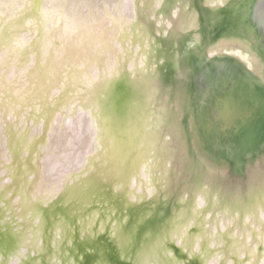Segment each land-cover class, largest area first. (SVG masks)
<instances>
[{"label":"bare ground","instance_id":"bare-ground-1","mask_svg":"<svg viewBox=\"0 0 264 264\" xmlns=\"http://www.w3.org/2000/svg\"><path fill=\"white\" fill-rule=\"evenodd\" d=\"M184 1L0 0V264H264V105L210 125L183 54L209 43L252 92L264 63L212 53L217 8Z\"/></svg>","mask_w":264,"mask_h":264},{"label":"flooded vegetation","instance_id":"flooded-vegetation-1","mask_svg":"<svg viewBox=\"0 0 264 264\" xmlns=\"http://www.w3.org/2000/svg\"><path fill=\"white\" fill-rule=\"evenodd\" d=\"M186 1V2H185ZM183 3L188 4L187 7L183 8V11H189L188 8L190 7V9H192L193 5H191V0H185ZM227 1L230 0H208V5L217 8L216 10H218L216 12V15L214 18V21H221L220 23L217 22L218 26H219V32H218V39L217 41L214 43V45H212V53L219 54V55H232V56H237L239 58H242V60L246 63V65L251 69V71H253L255 74L260 75V73H262L263 71H261L260 69L261 66L263 64H260L259 62L264 63L263 59L264 58V52L260 53L258 51H255L254 49V45L256 47H258V45H260L259 43H261V39L259 40V38H261V33H260V28L262 26H260L258 23L261 21L262 18V14L264 15V12L261 11V13L259 11H255L254 13L252 12L249 16H248V22H244V20H242V14L243 12L247 9L246 4H244L245 6H242L243 4L235 2L236 0H231V2L228 4H232L234 3V7L231 6L229 9H227V7H229L228 5H226L224 7V5L227 3ZM244 2V1H243ZM242 2V3H243ZM247 2V1H246ZM191 5V6H190ZM225 11H229L230 13L227 15ZM223 12H225V14L223 15ZM220 14V15H219ZM219 15V16H218ZM193 16V15H192ZM198 17V26H199V16ZM196 17V18H197ZM193 19V17H192ZM254 20V23L251 24V21ZM258 21V22H257ZM194 23V24H197ZM261 23V22H260ZM251 25H254L255 27L258 28V34L257 32H255V35H253L252 33L249 32V30H252ZM260 51V48H259ZM255 52V53H254ZM249 64V65H248ZM245 65V64H244ZM264 68V67H263ZM260 72V73H259ZM174 109V108H173ZM174 111V110H172ZM175 114V111H174ZM179 115V114H178ZM180 118V117H179ZM178 138V137H177ZM185 138V136H184ZM185 140V139H184ZM177 141H179V138L177 139ZM188 144V142H187ZM189 145V144H188ZM195 151V149H193L191 152L193 158H200L201 160H203V158H205L203 160L205 165H212V166H216L218 167L219 164L215 165L216 163L213 164V162H210L208 159H206L205 156L200 155V153L197 152H193ZM199 160V161H201ZM194 162V161H192ZM195 163V162H194ZM231 175H229V177H232V179H240L239 176H235L232 174V172L230 173ZM210 219L209 221H207L206 219H200L199 221H196L198 224V228L201 226H205V235L206 237H211L212 243L215 242L214 244L216 245V240L214 237L218 236L221 238V233H228V226L226 224H221L222 222H220L219 227L224 226L225 230H221L222 228L220 227V234H218V222H212L213 219H215V216L213 215H209L208 216ZM203 220V222H201ZM223 235V234H222Z\"/></svg>","mask_w":264,"mask_h":264},{"label":"water","instance_id":"water-1","mask_svg":"<svg viewBox=\"0 0 264 264\" xmlns=\"http://www.w3.org/2000/svg\"><path fill=\"white\" fill-rule=\"evenodd\" d=\"M195 2L200 6L202 5V0H192L191 4H194V7H195ZM200 14H201V18L204 20V14H202V12H200ZM203 23H205V21H203ZM186 35L190 37L192 35V32L189 31ZM188 43H190L188 45L189 47L188 49L192 48V51L189 53V50L185 49V54H183L188 59V64H187L188 70L190 71L191 63H193L194 67L200 70V73L203 71L209 77L208 81L204 82L199 75H196V79L200 77L201 79L200 83H202V85L200 84V86L199 84H197L196 91L198 89V86L199 88H202L204 91L203 108L206 107V105H208L210 107V111L208 110L209 112L208 114L207 109L204 108L203 112H205L206 117L208 118L210 117V119H212L213 122H210V125L214 126V122L217 124L216 119L222 121V123H224L225 125H231L235 121L237 108L239 107L242 98H247V102L252 108H255V105L259 101H262L264 105V88L254 90V92H252L249 87H247L246 89L244 86H242V81L238 78V75L234 74V71L233 74H230L227 72L212 70L211 67L212 64L214 63V60L213 58H211L209 54L210 44L208 42H207L208 44L205 45L204 47H199L198 51H197L198 45L194 44V42L193 43L190 42L189 40ZM183 46H185L184 42H183ZM221 64L223 65H219V66L226 65L227 69L233 70L235 67L230 64H224L223 62ZM183 70L185 71V68ZM253 93H255V97L251 98ZM257 97H258V101H256ZM232 103L233 105H231ZM261 109H262V105L259 106L258 112ZM255 113L256 111L254 110L253 114ZM253 117L255 119L258 118V113ZM206 122L208 124L206 130H208L210 128L209 122L207 120ZM237 146H240L238 142L235 143L233 150ZM226 156L231 160L229 155ZM234 161L236 163V166L239 167L240 160L238 161V159L234 158ZM115 258L120 260L117 254ZM91 259H89L88 261L91 262Z\"/></svg>","mask_w":264,"mask_h":264},{"label":"rangeland","instance_id":"rangeland-1","mask_svg":"<svg viewBox=\"0 0 264 264\" xmlns=\"http://www.w3.org/2000/svg\"><path fill=\"white\" fill-rule=\"evenodd\" d=\"M170 122L173 124V126H175L176 128H178L179 127V130H182V125L179 123V119H178V116L176 115V114H172L171 115V120H170ZM180 125V126H179ZM210 219V218H209ZM209 219L207 220V221H209ZM222 229L221 230H225L224 228V226H222L221 227ZM188 240V239H187ZM215 245V244H214ZM216 246V245H215ZM185 252H187L186 251V249L184 250ZM189 256H190V254H189ZM172 257H174V255H172Z\"/></svg>","mask_w":264,"mask_h":264}]
</instances>
